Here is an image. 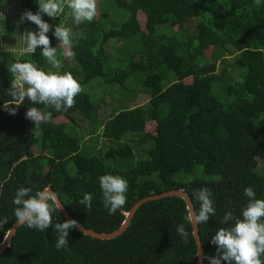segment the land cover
I'll return each mask as SVG.
<instances>
[{
    "label": "trees",
    "instance_id": "obj_1",
    "mask_svg": "<svg viewBox=\"0 0 264 264\" xmlns=\"http://www.w3.org/2000/svg\"><path fill=\"white\" fill-rule=\"evenodd\" d=\"M14 2L21 20L0 19V30L18 28L29 49L9 60L0 53V241L48 186L75 221L99 233L118 230L139 200L183 189L195 206L203 264H264V0H114L129 13L121 27L101 23L108 14L100 3L99 20L87 21L80 9L73 15L82 29L76 35L57 21L60 6L47 11L50 0ZM115 39L116 54L108 50ZM58 48L75 65L49 82ZM20 74L31 76L33 97L14 86ZM135 75L143 76L148 103L101 121L105 97L83 88L96 81L124 90ZM196 261L187 204L178 197L143 204L109 241L78 232L49 200L0 254V264Z\"/></svg>",
    "mask_w": 264,
    "mask_h": 264
},
{
    "label": "rangeland",
    "instance_id": "obj_2",
    "mask_svg": "<svg viewBox=\"0 0 264 264\" xmlns=\"http://www.w3.org/2000/svg\"><path fill=\"white\" fill-rule=\"evenodd\" d=\"M102 3V5H100ZM99 5L101 8V14H108V17L101 18L100 21L104 26H107V28H119L123 23H125L128 19V11L123 8H119L117 4L114 2V0H75L74 3L69 1H57V0H50V5H47V11L51 14L55 13L56 7L60 6L59 11L55 14V16L58 18L57 21H59L60 24L65 26L72 35H76L77 33H80L82 31L81 28L75 29L76 26H78L79 20L76 19L73 15L77 13V10L80 9L81 16L87 18V21H92L94 19L99 20L100 16L98 15ZM86 8V9H84ZM68 9V14L65 17L64 21H60L59 17L62 16L63 12H65ZM95 11V14H94ZM100 14V15H101ZM141 14V13H140ZM96 15V16H95ZM144 13L140 15V17H144ZM73 16V17H72ZM9 17L11 20H21V13L19 10V6L14 2V0H5L4 4L0 5V19H5ZM190 29L191 32L195 29V22H191L188 25H186ZM166 26H159L158 32L163 33L164 30L170 31V29ZM164 29V30H163ZM163 30V31H162ZM121 46V43L118 40H113L112 44H108V50L110 52H117L116 47ZM29 49V43L25 40L24 34H19L18 28L14 29L13 35L6 34L3 31L0 30V53L3 54L4 59L9 60V56H7L8 53H12L15 55H19L22 53H25ZM212 50L218 51L217 49H211L207 51V54L209 55ZM64 55V58L61 60H58V58ZM238 54H235L234 56H230L226 58L225 65H232V62L234 58ZM16 57V56H15ZM51 59H54L52 70L56 71L54 75L49 72L48 81L53 82L64 69L73 67L75 63L68 57H66V53L62 48H58L57 51L51 56ZM220 62H218V65ZM7 72H9L10 67L5 66ZM223 68V65H219V69L221 70ZM233 70V69H231ZM240 69L235 67L233 70V77H237L240 74ZM174 77L173 74H171V79ZM143 76L142 75H135L131 77L127 83H126V89L122 90V87L119 85H112L109 87H106L104 84L97 85L98 82L94 81L91 84L85 86L83 88V91L88 92L94 91L93 95L95 98H100L102 96L105 97L106 104L102 107L99 118L101 121H107L110 119L113 115L118 113L120 110L126 109V108H135L136 106H142L146 105L149 101V94L146 91L145 87L143 86ZM168 81H165L163 85L165 87L168 86ZM97 85V86H96ZM26 88L24 89V91ZM216 95L225 102L226 100V94L216 92ZM34 96V95H32ZM35 111L32 112V116L36 118V121L38 122L40 120V117H38L39 114L35 113ZM34 118V119H35ZM78 124L80 128L84 131L88 130L90 127L89 123L86 120L77 119ZM148 131H152L151 129H148ZM38 133V131H37ZM95 137H88L87 143L89 145H93L94 139H97ZM99 144L103 146L104 143H106L105 140L99 139ZM152 144L148 143V146H144L143 149L147 150L146 148H150ZM34 151L36 153L39 152L38 149L34 148ZM147 157L145 156L144 159ZM258 170L261 172H264V161L261 159L258 160ZM219 178L218 175H207L206 179H214L217 180Z\"/></svg>",
    "mask_w": 264,
    "mask_h": 264
},
{
    "label": "water",
    "instance_id": "obj_3",
    "mask_svg": "<svg viewBox=\"0 0 264 264\" xmlns=\"http://www.w3.org/2000/svg\"><path fill=\"white\" fill-rule=\"evenodd\" d=\"M169 197L182 198L186 202L187 209L189 212V218L191 220L192 227H193V235H194V238L197 244L196 264H203L205 250H204L201 237H200V233H199V221L197 218L195 206L192 202V199L190 198L189 194L185 192V190L183 189H173V190L164 192L162 194L151 195V196H148V197H145L139 200L137 203H135V205L131 208V210L124 213L125 219L118 230L114 232H110V233H99L94 230L87 229L84 226H82L80 223L75 221L70 215V213L68 212V210L66 209L65 205L62 203L58 194L50 186H48L41 193V196L38 202L36 203V205L30 211H28L22 218H20L7 232L3 240L0 241V254H2L7 248L11 246V243L15 235L17 234L18 230L24 224H26L28 221L34 218L43 209V207L49 200H53V202L59 208L60 213L64 216L66 221L73 228H75L78 232H80L81 234L85 236L94 238V239L109 241V240H115L119 238L128 230V228L132 224V221L136 213L138 212V210L143 204L150 202V201H155V200L169 198Z\"/></svg>",
    "mask_w": 264,
    "mask_h": 264
},
{
    "label": "clouds",
    "instance_id": "obj_4",
    "mask_svg": "<svg viewBox=\"0 0 264 264\" xmlns=\"http://www.w3.org/2000/svg\"><path fill=\"white\" fill-rule=\"evenodd\" d=\"M14 83H15L14 86L20 89L22 92H24V89L26 88V90L30 92L31 97H33L32 95H34V93H32L31 91L33 90L32 87L33 83L30 75H24V74L17 75Z\"/></svg>",
    "mask_w": 264,
    "mask_h": 264
}]
</instances>
